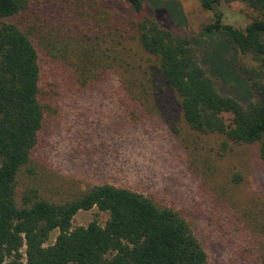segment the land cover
Returning a JSON list of instances; mask_svg holds the SVG:
<instances>
[{"label": "trees", "instance_id": "1", "mask_svg": "<svg viewBox=\"0 0 264 264\" xmlns=\"http://www.w3.org/2000/svg\"><path fill=\"white\" fill-rule=\"evenodd\" d=\"M198 1L207 12L239 1L255 15L238 29L214 13L192 39L141 17L145 0H68L55 22L69 35L51 55L56 76L45 83L33 37L12 22L32 11L33 0H0V264H210L182 213L127 188L97 185L53 201L32 187L17 197L18 179L31 173L39 136L55 119L52 88H89L114 70L127 107L158 113L171 100L191 131L217 137L222 153L255 146L264 169V0ZM215 39L261 62L255 73L236 67L249 92L245 105L219 93L204 52L208 69L200 61L199 48ZM94 208L108 214L104 225L73 226Z\"/></svg>", "mask_w": 264, "mask_h": 264}, {"label": "rangeland", "instance_id": "2", "mask_svg": "<svg viewBox=\"0 0 264 264\" xmlns=\"http://www.w3.org/2000/svg\"><path fill=\"white\" fill-rule=\"evenodd\" d=\"M47 1L33 0L32 11L12 21L33 37L45 83L56 76L49 75L51 55L63 46L62 37L69 35L59 32L55 22L68 0H52L54 5ZM218 6L207 12L198 0H145L141 17H155L173 33L195 39L214 13L238 29H244L255 15L239 1ZM66 26L73 29L71 24ZM199 51L203 67L208 69V64L221 81H217L219 93L245 105L249 92L236 67L255 73L261 62L230 51L227 43L217 39ZM120 81V70H114L89 88H52L58 96L55 119L39 136L31 173L24 171L18 179L17 197L32 187L53 201L97 185L127 188L182 213L210 264H263L264 169L256 147L232 146L222 153L217 137L191 131L171 100L158 113L127 107ZM108 218L94 208L78 213L73 226L93 220L104 225ZM56 235L52 234L51 242Z\"/></svg>", "mask_w": 264, "mask_h": 264}]
</instances>
